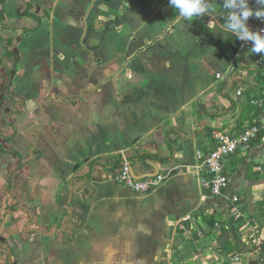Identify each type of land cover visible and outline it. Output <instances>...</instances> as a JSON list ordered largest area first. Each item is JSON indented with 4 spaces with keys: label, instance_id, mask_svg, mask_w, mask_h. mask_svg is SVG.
Wrapping results in <instances>:
<instances>
[{
    "label": "crops",
    "instance_id": "0c3cea01",
    "mask_svg": "<svg viewBox=\"0 0 264 264\" xmlns=\"http://www.w3.org/2000/svg\"><path fill=\"white\" fill-rule=\"evenodd\" d=\"M207 2L216 33L168 0H4L0 264H228L223 234L264 264V137L231 157L223 196L195 172L217 132L264 124L261 54ZM123 152L164 182H114Z\"/></svg>",
    "mask_w": 264,
    "mask_h": 264
},
{
    "label": "built area",
    "instance_id": "2783aa9c",
    "mask_svg": "<svg viewBox=\"0 0 264 264\" xmlns=\"http://www.w3.org/2000/svg\"><path fill=\"white\" fill-rule=\"evenodd\" d=\"M4 4V0H0V11L4 10ZM249 25L253 30L264 28V22L257 19L252 20ZM246 44L248 45L250 42ZM261 57L264 62V56ZM259 131L260 126L258 124H250L238 133L230 131L216 133L214 147L209 151L198 153L199 163L196 165L195 172L200 177L204 190L216 197L224 195L230 182L227 171L229 160L238 151L248 148L251 142L257 139ZM131 170L132 163L128 155L123 152L120 166L112 174L111 178L120 186H125L139 195L147 194L159 187L167 177L163 173H158L154 176L136 177ZM229 201L231 202L230 211L233 217L238 220L243 219L244 216L239 210L241 201L239 195H231ZM228 264H245L244 254L242 252L232 254Z\"/></svg>",
    "mask_w": 264,
    "mask_h": 264
},
{
    "label": "clouds",
    "instance_id": "9594fccd",
    "mask_svg": "<svg viewBox=\"0 0 264 264\" xmlns=\"http://www.w3.org/2000/svg\"><path fill=\"white\" fill-rule=\"evenodd\" d=\"M255 5L256 7L250 6V0H223L222 11L217 17L224 19L222 33L226 31L239 41L251 42L250 51L264 56V28L253 30L248 24L249 18L264 22V0H255ZM168 6L188 22L205 15L210 17L207 27L209 31L216 33L213 14L217 10L207 0H168ZM217 22L219 23L218 20Z\"/></svg>",
    "mask_w": 264,
    "mask_h": 264
},
{
    "label": "trees",
    "instance_id": "16d2710c",
    "mask_svg": "<svg viewBox=\"0 0 264 264\" xmlns=\"http://www.w3.org/2000/svg\"><path fill=\"white\" fill-rule=\"evenodd\" d=\"M252 124H258L259 126H260V131H259V134H258V137H257V139H255V140H253L251 143L252 144H256V143H258V141L260 140V139H262L263 137H264V124H262V123H259V122H254V123H252ZM143 157H148V158H150V159H154V160H157V161H160V162H164V161H166V160H168L169 158H166V159H164V158H158L156 155H152V154H143L142 155ZM121 160H117L116 161V164H118L119 162H120ZM234 253H239V252H234Z\"/></svg>",
    "mask_w": 264,
    "mask_h": 264
},
{
    "label": "rangeland",
    "instance_id": "374dc122",
    "mask_svg": "<svg viewBox=\"0 0 264 264\" xmlns=\"http://www.w3.org/2000/svg\"><path fill=\"white\" fill-rule=\"evenodd\" d=\"M237 230H238V228H237ZM220 243H221V250H219L220 252H223V251L236 252L239 250V247H237L235 245L231 246L232 243L229 242L226 234H223L222 236H220Z\"/></svg>",
    "mask_w": 264,
    "mask_h": 264
},
{
    "label": "water",
    "instance_id": "95a60500",
    "mask_svg": "<svg viewBox=\"0 0 264 264\" xmlns=\"http://www.w3.org/2000/svg\"><path fill=\"white\" fill-rule=\"evenodd\" d=\"M158 174V172H156L154 175H157ZM154 175H151V176H154Z\"/></svg>",
    "mask_w": 264,
    "mask_h": 264
}]
</instances>
